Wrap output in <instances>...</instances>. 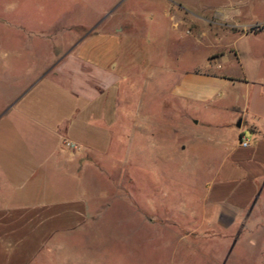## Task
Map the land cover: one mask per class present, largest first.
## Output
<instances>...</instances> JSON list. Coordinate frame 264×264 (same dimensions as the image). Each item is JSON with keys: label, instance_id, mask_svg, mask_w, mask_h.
Returning <instances> with one entry per match:
<instances>
[{"label": "rangeland", "instance_id": "rangeland-1", "mask_svg": "<svg viewBox=\"0 0 264 264\" xmlns=\"http://www.w3.org/2000/svg\"><path fill=\"white\" fill-rule=\"evenodd\" d=\"M138 1L0 0V117L14 106H27L39 123L35 126L19 116L0 118V207L19 202V181L13 177L34 169L38 163L30 158L40 162L53 141L46 127L56 129L71 113L73 103L65 100L62 87L51 84L61 60L70 54L107 61L119 53L110 50L133 42L131 49H122V57L147 60L150 75L135 69L132 88L121 89L130 102L107 97L94 115L83 116L86 121L76 132L77 139L95 145L99 168L87 175L83 186L96 215L74 238L53 242L52 259L46 261L41 254L36 263L264 264V193L247 217L223 212V222L239 214L240 225L229 229L203 224V185L217 162L212 153H193L191 141L186 152L178 151L183 141L179 123L190 121L179 118L157 81L162 67L212 69L208 57L216 52L214 38L199 33L212 30L208 14L222 10L227 0H172L181 7L182 26L172 16L177 8L167 7L165 14L161 3ZM239 8L246 21L264 19V0H244ZM136 10L140 12L133 18L136 26L130 37L113 36L111 24L124 22ZM248 33L258 35L237 41L234 51L251 44L255 57L263 58L264 26H253ZM230 42L233 39L227 38L221 45ZM117 106L134 109L136 128L126 130L123 113L112 112ZM132 139L135 150L145 147L148 159L140 151L126 154ZM158 146H164V156H158ZM38 172L36 185L48 180L59 194L70 196L61 177L47 179Z\"/></svg>", "mask_w": 264, "mask_h": 264}, {"label": "crops", "instance_id": "crops-1", "mask_svg": "<svg viewBox=\"0 0 264 264\" xmlns=\"http://www.w3.org/2000/svg\"><path fill=\"white\" fill-rule=\"evenodd\" d=\"M139 1L161 3L165 14L167 7L177 8L172 16L177 25H184L182 10L180 5L176 6V1ZM242 3L244 0H227L222 10H213L208 14L207 23L212 30L199 33L201 37L214 38L212 46L216 52L208 57L212 69L178 67L171 70L162 67L157 76V81L162 83L163 94L171 99L176 114L180 119L188 117L190 121L189 125L182 121L179 123L183 141H179L178 151L186 152L187 141H191L189 145L193 153H212L217 162L215 170L203 185V224L226 225L229 229L240 225L241 217L238 214L231 222H223V212L247 213V217L264 193V57L256 58L251 44L244 51H234L237 41L258 35L250 34L248 30L253 26L263 27L264 19L259 22L243 19V11L239 8ZM139 12H131L124 22L121 19L113 22L111 34L116 38L118 35L130 37L132 26H136L133 18H137ZM227 38L233 39V42L221 45ZM132 46L133 42L117 45L110 53L113 55L114 50L119 53L107 61L102 57L90 60L69 54L57 65L56 81L51 84L62 87L65 100L73 103L72 110L65 119L66 124L64 122L56 129L45 126L53 141H49L48 147L46 145L42 160L38 162L37 158H30V161L38 163L34 169L20 171L13 177L19 181L18 193H15L19 202L0 207V264H39L36 262L41 254L46 261L52 259L51 255L55 252L53 244L59 240L63 242L65 238H74L79 229L96 215L91 206L92 198L87 193L89 190L83 186L87 175L91 176L99 168L95 145L80 141L77 135L79 127L86 121L83 116L86 113L94 115L102 100L113 97V102L114 98L121 96L125 103L130 102L129 96L121 89L123 86L124 89L132 88L135 69L143 76L144 72L150 75L147 60H134L126 54L122 57V49L129 50ZM59 80L66 81V84L61 85ZM112 112L123 113L126 130L130 126V129L136 128L133 108L117 106L112 108ZM2 114L1 119L15 120L19 116L35 126L39 124L27 106H14ZM242 136L249 140L248 148L241 147ZM65 138L79 143L82 149L76 153L63 149ZM156 148L158 156H164V146L162 150L160 146ZM134 151H140L143 157L149 158L145 147L135 150L132 139L126 143V154H133ZM37 170H41L47 179L61 177L71 192L70 196L59 194L56 186L48 180L36 185ZM250 219L253 217L250 216Z\"/></svg>", "mask_w": 264, "mask_h": 264}, {"label": "built area", "instance_id": "built-area-1", "mask_svg": "<svg viewBox=\"0 0 264 264\" xmlns=\"http://www.w3.org/2000/svg\"><path fill=\"white\" fill-rule=\"evenodd\" d=\"M240 145L243 148H248L250 146V142L245 136H242L240 139ZM62 146L63 149L68 150L72 153L79 152L82 149V146L79 143L66 138L63 139Z\"/></svg>", "mask_w": 264, "mask_h": 264}, {"label": "water", "instance_id": "water-1", "mask_svg": "<svg viewBox=\"0 0 264 264\" xmlns=\"http://www.w3.org/2000/svg\"><path fill=\"white\" fill-rule=\"evenodd\" d=\"M240 126H241V122L238 123V127H240Z\"/></svg>", "mask_w": 264, "mask_h": 264}]
</instances>
